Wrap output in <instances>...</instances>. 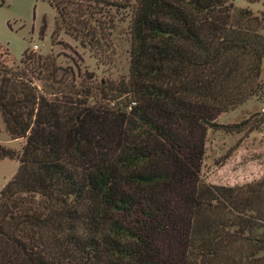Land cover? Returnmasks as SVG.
Returning <instances> with one entry per match:
<instances>
[{"label":"trees","instance_id":"1","mask_svg":"<svg viewBox=\"0 0 264 264\" xmlns=\"http://www.w3.org/2000/svg\"><path fill=\"white\" fill-rule=\"evenodd\" d=\"M124 8L128 74L92 105L90 86L53 56L26 47L15 62L0 47V118L23 140L0 144V160L18 161L0 188V264H264V177L200 174L206 133L242 131L220 118L264 91V9ZM89 30L75 33L96 40Z\"/></svg>","mask_w":264,"mask_h":264},{"label":"rangeland","instance_id":"2","mask_svg":"<svg viewBox=\"0 0 264 264\" xmlns=\"http://www.w3.org/2000/svg\"><path fill=\"white\" fill-rule=\"evenodd\" d=\"M231 2L233 7L247 8L256 15L264 9V0ZM54 4L62 8L61 17ZM129 17L124 0H0V47L15 62L26 47L41 55L53 56L58 65L73 71L74 84L82 80L90 86L94 100L91 98L88 105H92L99 99V90L106 93L108 86H115L127 77ZM42 24L44 31L39 36ZM87 26L96 40L87 42L86 37L75 33L82 30L80 33L84 34ZM261 31L264 33V28ZM32 44L37 46L35 50L31 49ZM259 80L264 84V58ZM220 122L240 123L243 130L219 129L206 133L202 179L210 184L235 185L264 177V91L225 113ZM0 144L15 151L23 144L21 139L9 138L1 118ZM17 166L15 158L0 160V187L15 173Z\"/></svg>","mask_w":264,"mask_h":264},{"label":"built area","instance_id":"3","mask_svg":"<svg viewBox=\"0 0 264 264\" xmlns=\"http://www.w3.org/2000/svg\"><path fill=\"white\" fill-rule=\"evenodd\" d=\"M37 48V46L35 44L31 45V49L35 50Z\"/></svg>","mask_w":264,"mask_h":264},{"label":"crops","instance_id":"4","mask_svg":"<svg viewBox=\"0 0 264 264\" xmlns=\"http://www.w3.org/2000/svg\"><path fill=\"white\" fill-rule=\"evenodd\" d=\"M3 185H4V184H3ZM3 185H2V186H3ZM2 186H1V187H2ZM1 187H0V188H1Z\"/></svg>","mask_w":264,"mask_h":264}]
</instances>
